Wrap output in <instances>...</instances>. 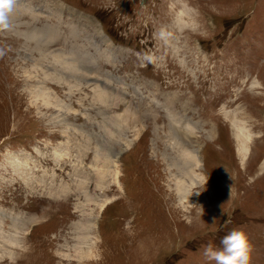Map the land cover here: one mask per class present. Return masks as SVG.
Masks as SVG:
<instances>
[{"label": "rangeland", "instance_id": "rangeland-1", "mask_svg": "<svg viewBox=\"0 0 264 264\" xmlns=\"http://www.w3.org/2000/svg\"><path fill=\"white\" fill-rule=\"evenodd\" d=\"M234 229L264 264V0H18L0 31V264H214L205 246Z\"/></svg>", "mask_w": 264, "mask_h": 264}, {"label": "clouds", "instance_id": "clouds-1", "mask_svg": "<svg viewBox=\"0 0 264 264\" xmlns=\"http://www.w3.org/2000/svg\"><path fill=\"white\" fill-rule=\"evenodd\" d=\"M17 3L18 0H0V31L10 29ZM252 250L247 234L234 229L220 238L218 247L207 244L204 255L214 264H251Z\"/></svg>", "mask_w": 264, "mask_h": 264}, {"label": "bare ground", "instance_id": "bare-ground-1", "mask_svg": "<svg viewBox=\"0 0 264 264\" xmlns=\"http://www.w3.org/2000/svg\"><path fill=\"white\" fill-rule=\"evenodd\" d=\"M254 86L261 84L256 80ZM233 129L235 132V138L237 139V147L239 155L245 160L250 151L251 143V130L247 126V122L239 121L236 118L233 119ZM177 147H182L181 143L177 142ZM184 158L178 164V181L175 183V190L178 196V199L181 203L190 200L192 194V187L197 186L203 179L204 176L200 175L198 168L201 166L200 153L197 148V151L192 153V150L183 151ZM116 163V161H115ZM118 167V166H117ZM116 169V168H115ZM119 174V172H118ZM118 174L116 172L115 181H119ZM77 245V249H82V247L87 246L88 250L91 248L88 246L87 242H84V238ZM86 240V238H85Z\"/></svg>", "mask_w": 264, "mask_h": 264}]
</instances>
